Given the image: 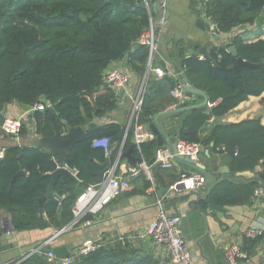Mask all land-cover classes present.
I'll return each mask as SVG.
<instances>
[{
	"label": "trees",
	"instance_id": "16d2710c",
	"mask_svg": "<svg viewBox=\"0 0 264 264\" xmlns=\"http://www.w3.org/2000/svg\"><path fill=\"white\" fill-rule=\"evenodd\" d=\"M158 1L0 0V114L13 102L33 106L45 100V108L33 114L37 132L46 137H65L69 127L83 126L115 109L118 95L105 83L104 74L111 63L127 60L144 77L149 48L139 39L150 26V17L157 16V12L150 13L148 6ZM263 9L264 0H206L205 16L216 26V32L223 34L239 26L254 25L261 19ZM231 46L236 48L237 56L229 52ZM164 56L174 74L161 79L171 91L185 79L205 91L212 104L210 115L191 110L183 119L178 138L198 142L214 153L227 152L233 173L264 164V125L259 118L213 125L211 134L202 136L213 116H225L250 96L264 93V39L249 41L237 33L228 43L213 46L203 56L199 52L191 54L184 39H175ZM238 57L258 65L240 67ZM156 63L160 64L159 59ZM155 84L147 79L141 123L143 118L166 109L160 99L164 88ZM170 103L180 104L177 99H170ZM25 133L23 125L21 134ZM102 137L117 141V151L124 141L123 151L133 146V153L143 155L149 163L154 162L160 147L156 139L138 146L132 127L127 130L116 122L91 126L86 138L71 149L64 162H56L55 156L37 145L7 147L0 159V236L5 212H10L17 231L62 229L71 223L78 195L100 182V167L93 158L103 159L104 151L94 148L93 140ZM58 164L77 170L80 184L74 193L65 194L59 201L49 196L42 213L39 198L46 195L51 173ZM159 170L156 169L157 184ZM19 171L24 173L13 181ZM145 184L150 187L149 181ZM261 184L264 188V181ZM259 185L257 178L243 184L218 182L200 203L205 207L212 203L247 204L254 201L253 193ZM60 194L64 195L62 191ZM89 218L86 215L84 220ZM262 242L263 235H245L241 245L250 258ZM7 264L51 263L44 252H34ZM73 264H170V258L146 246L143 240L126 238L76 257Z\"/></svg>",
	"mask_w": 264,
	"mask_h": 264
},
{
	"label": "crops",
	"instance_id": "0c3cea01",
	"mask_svg": "<svg viewBox=\"0 0 264 264\" xmlns=\"http://www.w3.org/2000/svg\"><path fill=\"white\" fill-rule=\"evenodd\" d=\"M169 6L170 10L166 21L164 24L158 25L159 54L157 55V59L159 61L164 58L163 54L168 52L171 42L175 39H184L189 50H196L197 46L200 48L205 46L208 52L213 46L228 43L237 33L242 34L249 41L264 39V9L261 19L257 23L249 26H239L229 33H218L221 39L217 41L213 38H206L208 30H210L209 24H205L208 29L206 31L198 25L199 18L204 19V22L208 20L205 16V8L204 10L201 8L200 0H169ZM158 16L159 12H157L156 17ZM196 52L198 53L199 51ZM156 65L160 64L156 63ZM108 69L125 70L130 74L131 80L125 89L116 91L118 95L117 107L106 113L103 117H96L90 121L88 131L91 126L99 127L107 123L116 122L126 126L127 130L132 127L135 133L136 127L134 122L131 121L134 98L140 92L144 83H147V79L155 81V85H161L164 88L163 95L160 97L161 101H164L166 105V109L164 110L174 108L177 105L174 103H170L169 105L170 99H177L179 102L187 99L184 96L182 98L175 97L167 82L161 79L163 76H156L155 73L152 71L148 72L147 69L144 77H141L128 65L127 60L115 61L109 65ZM43 102L46 101L44 100ZM34 111L33 106L19 102H13L6 106L2 112L5 119L22 117L23 125L26 126V133L22 135L20 132V138L17 141L16 136L6 134L0 125V152L3 151V154H5V149L14 145L38 146L37 143L41 135L37 132V125L33 118ZM189 112L187 111L180 116L170 117L165 120L163 124L169 136L179 137L178 134L183 119ZM224 117L227 122L234 123L259 118L261 124L264 125V93L260 96H250L248 100L242 102ZM142 125L145 131L152 134L148 140L156 139L148 123L142 121ZM212 129L213 124L210 120L203 129L202 136L206 137L210 135ZM93 147L97 148L94 145ZM98 148L104 151L103 159L93 158V162L100 167L99 172H104L105 174L108 168L114 166L117 162V170L120 173L127 174L133 169L128 159L122 155L120 156L121 152L123 154L126 151L122 150V144L118 147L117 151V141L113 140L110 144V153L108 155L104 148ZM46 150L48 151V149ZM134 156L136 155L134 154ZM136 157L140 158V156ZM107 160L109 163H107ZM57 161L58 159H56ZM196 162L205 165L206 169L212 172H218L223 166L228 167L232 172L230 167L231 157L227 152L214 153L209 148H205L199 154ZM250 171H245L248 181L254 180V178H250ZM193 172L200 171L185 162L177 160L175 166L171 169H161L158 171L159 184H157L156 190L151 186L146 187L145 177H140L142 174L135 175L131 180L130 187L122 191L120 195L114 197L97 212L87 214L90 215L89 219L84 220L78 226L67 229L51 243L54 246H70L69 252L72 254L78 245L86 239L101 240L107 244L109 242L112 243L118 238H129L137 242L143 240L146 246L154 249V251L163 252L168 257L166 250L156 245L149 236H146L149 225L159 211L157 204L158 199H160L159 189L166 187L169 191L162 198L165 202L166 210L169 214L176 213L181 215L184 237L195 264H227L224 248L234 242L242 243L243 237L252 227L262 229L263 242L245 264H264V207L254 199L253 202L251 201L242 205H221L225 209V212H222V214H218L219 211L212 210L210 205L207 207L203 206L200 201L207 196L210 189V178L206 174L208 187L205 192L185 190L181 186L171 189L172 184L175 182L174 180L178 179L182 173ZM218 182L222 181L216 180L213 186ZM79 184L76 181H69L70 194L74 193ZM64 186L65 184L60 179L56 184V190L63 192ZM63 194L65 193L63 192ZM52 197L56 199V197ZM48 200L49 197L46 202ZM1 229L0 264H7L13 260L27 256L28 253H32L59 230V228L47 227L17 231L12 223L11 214L7 212L3 214Z\"/></svg>",
	"mask_w": 264,
	"mask_h": 264
},
{
	"label": "built area",
	"instance_id": "2783aa9c",
	"mask_svg": "<svg viewBox=\"0 0 264 264\" xmlns=\"http://www.w3.org/2000/svg\"><path fill=\"white\" fill-rule=\"evenodd\" d=\"M160 11L158 17H150V26L145 30L139 41L145 44L149 48V61L148 72L152 71L156 76H163L165 73L174 74L170 69L166 72L165 69L156 65L157 55L159 54L158 44V25L164 24L166 21L170 6L169 0H159ZM150 13L152 14V6H148ZM209 29L215 32L216 26L209 23ZM203 56V55H202ZM167 64H169L167 62ZM169 66V65H168ZM167 66V68H168ZM105 83L112 87L115 91L125 89L131 80L130 74L122 69H108L104 74ZM184 81H181L177 87L173 90V95L178 98L185 97L184 94ZM146 91V83H144L142 89L134 98V105L132 110L131 121L135 124L134 143L140 146L143 142L149 139L151 133L144 130L140 120V113L142 110V104L144 99V93ZM186 98V97H185ZM45 108L44 102H39L33 105V110H43ZM23 126V118H8L4 120L1 126L6 134H12L16 136L17 141L20 138L21 128ZM67 133V132H66ZM65 133V134H66ZM154 135V134H153ZM111 141L108 137L95 138L93 145L96 147H102L105 149L106 154L110 153ZM124 144V141H123ZM122 144V145H123ZM176 149L178 154L188 156L195 161L198 159L199 154L202 152L203 146L198 142H189L183 139L177 138ZM122 152L120 153V156ZM4 157L3 151L0 152V159ZM176 153L168 145H162L156 151L155 160L153 163L147 162L143 155H140V161L136 167L131 169L127 174L118 172V162L109 167L104 174V180L97 184L89 185L82 194H80L74 202L73 212L74 219L72 222L56 231L57 234L65 232L67 229L78 226L84 221V217L89 213H95L100 210L104 205L109 203L114 197L120 195L122 191L130 187L131 180L135 175L142 174L147 181L150 182V186L156 190L157 188V176L156 169H171L176 163ZM64 166L69 168L72 172L77 174V170L70 168L67 164H58V167ZM264 171V164L260 162L253 170L250 171V178H257L260 185L257 186L253 193V198L262 207H264V188L261 184L260 174ZM181 186L185 190L205 192L208 187L207 176L202 172L182 173L180 177L172 184L171 189ZM61 195L56 198L58 201L64 198ZM159 211L155 219L148 227L147 235L152 241L167 251L170 258V264H195L192 254L189 250L188 244L184 237L182 228V217L179 214H169L166 210L165 202L163 199L157 201ZM263 231L260 228H250L246 235L248 237H257L262 235ZM52 238H48L43 244L37 247L34 252H44L46 246L51 244ZM118 240L124 241L125 238H118ZM106 242L101 240L86 239L78 245L74 253L67 257L60 259V264H73L76 257L89 254L93 251L104 246ZM227 264H245L249 259L248 254L242 249V245L239 242H234L227 245L224 248ZM48 261L51 264H58L59 258L53 251L44 252Z\"/></svg>",
	"mask_w": 264,
	"mask_h": 264
},
{
	"label": "water",
	"instance_id": "95a60500",
	"mask_svg": "<svg viewBox=\"0 0 264 264\" xmlns=\"http://www.w3.org/2000/svg\"><path fill=\"white\" fill-rule=\"evenodd\" d=\"M160 1L154 3L152 5V11L153 12H159L160 11ZM201 8L204 10L205 8V0H200ZM209 20L204 22V19L199 18L198 19V25L202 27L204 31H206L207 27L206 25L209 24ZM206 24V25H205ZM208 30V29H207ZM206 38L210 39L213 38L215 40H220L221 36L217 32H212L208 30L206 34ZM191 54L196 53L195 50L191 49L189 50ZM229 52H231L234 56H237V50L234 46H231L229 48ZM199 53L201 55H207L208 51L205 46L200 48ZM167 62L169 63L168 59L164 56L162 60H160V65L165 69V71H168L167 68ZM264 63V58L262 60ZM237 65L238 66H250L255 67L258 64L252 63L250 61H247L243 59L242 57L237 58ZM167 73H165L163 76L165 77ZM185 86H184V94L187 99L181 100L180 104L175 106L174 108H170L164 111H161L157 114H155L152 117L149 118H143L142 120L144 122L148 123L149 128L151 129L152 133L155 135L156 140L160 146L162 145H168L170 146L174 152L176 153V160L185 162L192 167L197 168L200 172L206 174L210 178L209 186L210 188L213 186L214 182L216 180L221 181H230L236 184H243L248 183L253 180L248 181L246 179V172H238L233 173L230 171L228 167H221L218 172H212L206 169V166L196 162L194 159L184 156L181 154H178L176 149V136H169V134L165 130V125L163 124L165 120H167L170 117H177L182 115L184 112L191 111L194 109H199L201 112L210 115L211 114V103L209 100V97L207 93L203 90H200L190 83H188L185 79H183ZM5 120L4 114H0V125L2 126ZM66 122V120H64ZM211 123L216 125H225L230 122H227L225 120L224 116H213L211 118ZM90 127L89 123H86L83 126H77V127H69L67 130L66 137H60V136H53V137H46L41 136L38 140V146L41 148H46L48 151L55 157H57L59 162H64L66 156L71 151V149L80 141L86 138L87 131ZM213 144V143H212ZM133 146H130L129 149L123 152L122 156L126 157L128 159V162L131 164V166L134 168L137 165V162L140 161V158L134 156L133 154ZM205 149L203 148L202 151ZM107 163L108 160H107ZM24 171H19L13 178V181L18 177L19 175L23 174ZM98 175L100 177V181L104 180V172H98ZM62 180V182L65 184L63 188V192L66 195H70L69 181H78V175L74 174L69 168H66L64 166L57 167L55 171L51 173V180L47 187V193L46 195L39 198L40 202V211L44 212V204L49 196H54L56 198H59L61 196L60 192L56 190V184L59 180ZM260 179L264 181V171L260 174ZM169 189L166 187H162L159 189V195L160 198H164V196L168 193ZM206 197V196H205ZM204 197V198H205ZM210 208L215 211H219L218 214H222V212H225V209L222 206H218L216 204H210ZM10 211H12V208H9ZM59 212L61 211V207H59ZM59 234L56 232L51 235V240L54 241L57 239ZM70 246H54L52 243L45 247L44 252L53 251L56 256L59 258L58 264H60V259L67 257L70 255L69 252Z\"/></svg>",
	"mask_w": 264,
	"mask_h": 264
},
{
	"label": "rangeland",
	"instance_id": "374dc122",
	"mask_svg": "<svg viewBox=\"0 0 264 264\" xmlns=\"http://www.w3.org/2000/svg\"><path fill=\"white\" fill-rule=\"evenodd\" d=\"M8 214H10V212H7Z\"/></svg>",
	"mask_w": 264,
	"mask_h": 264
}]
</instances>
